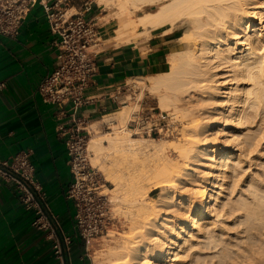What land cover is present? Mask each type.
I'll list each match as a JSON object with an SVG mask.
<instances>
[{
	"label": "bare ground",
	"instance_id": "obj_1",
	"mask_svg": "<svg viewBox=\"0 0 264 264\" xmlns=\"http://www.w3.org/2000/svg\"><path fill=\"white\" fill-rule=\"evenodd\" d=\"M96 3L102 8L104 7L103 10L116 7L115 18L119 20L120 27L116 30L117 36L114 39L128 41L130 33L135 32L138 34L151 32L170 34L176 29L185 31L183 36H180L186 38L185 41L183 40L186 46L185 52L174 51L168 58L170 69L161 75L149 77L153 80L150 86L151 91L164 90L158 95L159 105L162 109H172L175 114L184 111L182 101L187 97L185 91L180 87L174 88L175 81L179 79L180 73L182 75L183 70L185 72L183 74L204 71L203 73L210 76L209 79L214 76L211 80L214 84V96L217 97L214 115L217 117L215 122L220 126L213 130L212 127L209 128L206 125L204 126L206 129L201 133L206 118L200 117L202 123H199L195 117L192 122L190 121V126L193 125L189 126L175 141L178 158L184 162L181 163L185 166L182 167L178 160V162L172 160L167 154L169 147L166 144L170 140L156 142L152 138H133L132 130L127 125L134 112L130 105H124L122 109L114 111L112 115L104 116L111 124L119 123V128H114V132L107 135L91 137L88 145V149L90 148L95 154L93 158L95 161H92L94 166L101 160L108 162V164L103 163L104 165L101 163L100 166H102L105 180L115 187L111 190L115 194L112 200L115 199V202H119L122 199L132 208L129 211L131 218L129 231L121 234L120 245L107 249V264H178L176 261L179 260L180 252L185 246H193V240H197L198 235L203 233L206 227L214 230V222L206 221L213 217L214 212L219 213V194L224 184L216 185L213 180L222 172L234 168V166L232 167L234 162L238 164L243 162L241 153H235L228 146L231 140L236 142L235 132L227 136L224 129L232 123L233 113L238 111L241 114L246 105L257 110L264 109V26L255 23L261 14L258 9L264 11V0H96ZM152 6H157L154 12H147L145 15L139 16L137 20L131 18L133 12H142ZM138 27H142V30H137ZM239 31L244 34V39L237 42L244 45L245 49L240 56L237 55L239 57L235 55L237 59L234 60L238 62L232 66L236 68L235 72L237 71V77L235 73L234 76L243 81V88L229 84L227 88L229 99L225 102L218 98L223 94V85L220 80L215 78L217 76L215 72L219 67L214 65V61L217 59L225 60V62L228 59L229 63L230 60L232 61L233 58L224 56L221 47L225 42L228 43L231 37H236ZM186 34H191V36L193 34L192 40L187 38ZM228 48L227 50L231 53H238L236 47ZM200 73L202 74V72ZM237 93H240L239 98L236 97ZM236 98H238L242 109L239 108L233 110V113H229L226 124L221 129L223 126L221 121L227 114L226 105L230 100L236 101ZM91 127L90 125L92 132ZM218 136H224L222 143L225 146L220 157H218L220 155ZM106 142L108 145L105 144ZM246 142L251 151L256 152L258 142L255 141V138L247 136ZM240 145L238 151H242ZM135 162H142L146 164L145 166H149V173L146 172V174L150 175L152 172L150 179L154 185L153 190L160 189L158 195L150 196V201H143L144 196L148 195L150 190L146 189L143 182L141 183V179L140 181L134 179L136 182L139 181L138 183L128 182V172L133 171L135 173L133 176L138 172L139 167H129L130 163ZM191 163H198L199 168L209 169L207 181L183 178V172L193 169ZM143 170L144 168L140 173H143ZM148 177L150 176L145 175L147 180ZM133 178L131 179L133 180ZM145 178L143 177V179ZM182 183L190 184L186 190L182 187L185 192L183 191L179 195L176 191L177 189L181 190ZM212 203H214L213 206H211ZM180 207L185 210L187 216L178 218L179 220H171V216H177L181 212ZM161 210L163 211L162 216L159 213ZM263 215L264 202L257 204L252 216ZM260 223L261 229L264 230V222L261 220ZM174 245L176 246L174 247ZM225 252L230 253L229 248H226L220 255L229 261L241 257L237 253H233L235 256L232 257ZM101 259L97 255L94 257L93 264H102L104 260L101 261ZM245 260L247 261V259ZM248 260L252 261V264H258L251 257ZM262 262L264 264V259Z\"/></svg>",
	"mask_w": 264,
	"mask_h": 264
},
{
	"label": "crops",
	"instance_id": "obj_2",
	"mask_svg": "<svg viewBox=\"0 0 264 264\" xmlns=\"http://www.w3.org/2000/svg\"><path fill=\"white\" fill-rule=\"evenodd\" d=\"M84 2L73 0L70 11L81 10ZM86 17L96 20L103 39L105 25L98 23L95 9L86 13ZM171 34L160 32L144 40L121 44L112 39L92 47L91 51L98 53V73L86 95L95 96L96 100L81 109L80 117L90 124L117 111L120 101L114 96L129 80L161 75L167 67L169 70L168 58L174 53L168 40ZM56 38L40 5L29 13L16 40L0 35V81L5 82L0 91V160L21 150L32 151L35 178L47 192L48 206L64 231L71 234L75 208L65 193L73 183V175L68 167L65 140L56 130L59 123L56 108L43 103L37 92L41 81L53 70L58 53ZM32 220L33 213L20 204L14 183L3 182L0 264H60L46 233L33 228ZM73 252L79 264H89L82 241L72 243L71 264L75 259Z\"/></svg>",
	"mask_w": 264,
	"mask_h": 264
},
{
	"label": "rangeland",
	"instance_id": "obj_3",
	"mask_svg": "<svg viewBox=\"0 0 264 264\" xmlns=\"http://www.w3.org/2000/svg\"><path fill=\"white\" fill-rule=\"evenodd\" d=\"M84 1L90 2L92 7L95 9V14L98 15V20H97L98 23L100 25L103 24L105 25L103 27V30L105 29L103 34L106 33V36L103 37V39L101 38V43H108L113 40H116L117 44L129 43L131 41L144 40L152 34H160V32L159 33L151 32L148 34L147 33L138 34L135 32L138 35H136L135 33H130V37L128 38V41L126 39L124 40L114 39L115 36H117L116 30L120 27L119 20L115 18V12L117 11L116 7H111L107 10H103L104 7L102 8L101 6H98L94 2V0H84ZM155 9H157V6L149 7L148 9L142 12L141 11H137L135 13L133 12L131 18L132 19L135 18L137 20L139 16L145 15V13L150 11L154 12ZM258 10L261 11L260 12L261 14L255 23L256 25L261 24L262 26H264V11H262V9H258ZM75 11L76 9L70 11V13H74ZM137 30H142V27H138ZM184 32L185 31L182 29H176L171 35H169L168 40L171 42L173 51L185 52L184 50H186V46L183 42L186 40V38L180 37L183 36L182 34H184ZM240 32L241 31H239L240 35L237 34L236 37L234 36L231 37L230 41L228 43L225 42L223 44V47H221L224 56L233 58L232 61L230 60V63L228 59H226V62L225 60L222 59H221L222 61L220 60L221 62L219 61V59L214 61V65H216V67H219L215 72L217 74L215 78L220 80L223 85V89H222L223 94L218 98L223 99L225 102H227L229 99V95H228L229 93L227 89L229 84L237 88L240 87L241 89L243 88L242 86L243 81L241 79L236 78L237 71L235 72L236 68L232 66V64L238 62L235 61L234 59H237V57H239L242 54L241 52H243L245 49L244 45H241L237 42V41L241 42L244 39V34ZM185 36L187 38H191L192 40L194 35L192 34L191 36V34L190 35L186 34ZM235 41L237 44L235 43ZM233 43H235V45H233ZM233 46L236 47L237 52L239 54L231 53V51H228L229 50L228 47H231L230 49H232ZM227 51L228 53L230 52V54H228ZM263 52L261 54H263ZM261 54L259 56H261ZM235 55L236 56L239 55V56L235 57ZM263 61H264V57H263ZM167 70L168 67L166 68L165 71ZM183 72L182 75L181 73L179 74V79L175 81L174 88L180 87L185 91V95L187 97L185 100L182 101L184 111L175 114V112H173L172 109L170 110L162 109L159 105L158 95L161 94L164 90L160 89L155 92L151 91L150 86L153 82L151 78L129 80L127 86L123 88L120 104L118 107L119 108L118 110L122 109L124 105H130L133 108L134 111L133 115L130 117V121L127 124L130 130H132L131 134L133 135V138L135 139L152 138L156 142H163L170 140L169 142H167L168 145L166 144V146L169 147L167 154L172 160H175L176 162L179 161L180 162L179 164H181L182 167L185 165H183L184 162L180 160V158H178V152L175 149V144H176L175 141L182 136L183 132L187 130V128H189L191 124L190 121L192 122L193 118L195 117L197 118L199 123H202L200 117L204 116L206 118L205 123L203 122L201 133H203L204 130L206 129L204 128V126L206 125H208L209 128L212 127L213 130H216L220 126V124L215 122L217 117L216 115H214L215 114L214 109L216 107L215 102L217 99V97L215 98L214 96V91H213L214 84L211 82L214 76L213 78L211 77L209 79L208 77L210 76L208 74L203 73L204 71H198V72L193 71L191 72V74H187V73L183 74ZM200 72H202V74ZM234 73L236 77L234 76ZM205 76L207 79L205 78ZM239 95L240 93H237L236 97L239 98L240 97ZM238 98L235 99L236 101L230 100L231 102L229 101L228 104L226 105L227 114L226 117H224L221 121V123H223L221 129L224 128V125L226 124L227 121L226 118H228L229 113H233V110H238L239 108L240 110L242 109L241 108L242 106L238 101ZM225 102L223 103L225 104ZM161 112H163L166 117L165 122L171 126H174L175 132L171 133V131L170 132L163 131L160 134L157 133L155 135L149 136L147 134L137 132L138 130H135L134 125L131 123L132 120L136 119L137 114L144 116V119H146L147 117H150L152 115L153 117L157 118L159 117V113ZM113 113L114 112L112 111L111 114L109 115H112ZM231 121L232 123L227 125V127L224 129V132L225 134H227V136L228 135L230 136L232 132H235L237 136L236 138L237 140L236 142L231 140L228 146L235 153L237 152L241 153V157H242L241 159L243 162L241 164L234 162L232 164V167L234 166V168L222 172L221 174L218 175V177L215 180H213L214 184L216 185L218 183L224 184V187L222 190H220V194H219L220 197L219 213L214 212L213 217L211 219L208 218V220L206 221L208 223L214 222V230H210L208 227H206L204 232L198 235L199 238L197 240L196 239L193 240L192 242L193 246L192 245L185 246L180 252L179 260L176 261V263L178 264H246V263L252 264V261L248 260L249 257L253 258L254 262L258 264H263L262 261L264 259V230L261 229L262 225L260 222L261 220L264 222L263 220L264 215L260 217L258 216L253 217L252 214L253 212H255L257 208V204L260 203L263 204L264 202L263 199L264 198V109L257 110L254 107L246 105L244 111L241 114L238 113V111H236V113H233V116L231 117ZM90 125L92 126L91 137L95 135H103V134L107 135L111 132L113 133L114 128H119L120 126L119 123H113V124L109 123L106 117H100L99 119L92 121ZM115 125L116 127H114ZM135 132L137 133L134 134ZM247 136L254 137L255 141L258 142L256 152H252L251 148H249V146L247 145L248 144L246 142ZM218 137H219L218 149H220L219 150L220 155H218V157H220L222 155L221 152H223V150L225 149V146L222 143L224 136H218ZM105 144L108 145L107 142ZM239 145L242 148L241 149L242 151H238ZM89 152H91L89 157L90 163L93 167H95V169L99 173L101 191L109 199L110 209L114 217H116V219L111 223L110 227L107 230V233L102 235V237L96 239L95 244L89 250L88 253L89 256H87V259L89 264H93L94 257L98 255L100 256V259L102 258L101 261L104 260L102 261V264H107V257H108L107 249H110V247L112 248L115 245H120L119 243H121L120 241H122L121 234L129 231V227L131 223L129 211L132 208L130 205L126 204V202H124L122 199H120L119 202H115L116 201L115 199H114L115 201L112 200L115 194L112 193L111 190H113V188L115 187L111 183L105 180V177L103 175L104 173L103 169H101L102 166H100L101 163L108 164V162L107 161L104 162V160H101V162L98 161L100 164L98 163L96 166H94L92 163L95 161L93 160L95 154L94 152L91 151L90 148H89ZM133 164L134 166H132ZM142 164L144 166L141 167L140 165ZM145 165L146 164L142 162L130 163L129 164L130 168L139 167L138 172H136V175L138 177L135 178L134 176L136 175L133 176L134 173L133 171H129L127 175L129 176L128 182L129 181L133 182L134 179L140 181L141 179V183L143 182L142 184L145 185L146 189L150 190L149 194L145 195L143 199V201L145 200L147 202L151 200L150 196L158 195L160 189L153 190L154 185L153 182H151L152 180L150 179L152 177L151 174L152 172H150V175L146 174V172L149 173L148 172L149 166L148 165L145 166ZM191 166L193 169L189 172L186 171L183 172L184 174L183 178H186L188 180L200 179L201 182L207 181L209 169L205 167L199 168L198 163L197 164L191 163ZM141 168L142 169L144 168L145 170V173L143 170L144 174L140 173V171H142ZM145 175L150 176L148 177V180L147 178H145ZM130 176L131 178L134 177L133 180L130 178ZM143 177L145 179H143ZM189 184L190 183H182L180 185L182 191L177 189L176 191L177 194L179 195L182 194L181 192L186 190ZM182 187L184 188V190L182 189ZM213 205L214 203L211 204V206ZM180 210L181 212L179 211L180 212L179 214H183V215L178 214L179 216L178 215L171 216L170 217L171 220L175 221L178 218H185L187 216L185 210L182 209V207H180ZM159 213L162 216L163 211L161 210L159 211ZM248 217H249V222H248ZM158 219H160V217H158ZM170 224H172V222H170ZM175 246L176 245H174V247ZM226 248H229L230 250V253L225 252L229 256L232 255V257H234L235 254L237 253L241 257L236 260L229 261V259L224 258L223 255H220L222 252L226 250ZM233 253L235 254L233 255ZM73 256L75 258L73 264H79V261L76 259L74 252H73ZM242 258L244 260L247 259V261L246 260L242 261Z\"/></svg>",
	"mask_w": 264,
	"mask_h": 264
},
{
	"label": "built area",
	"instance_id": "obj_4",
	"mask_svg": "<svg viewBox=\"0 0 264 264\" xmlns=\"http://www.w3.org/2000/svg\"><path fill=\"white\" fill-rule=\"evenodd\" d=\"M73 0H0V35L16 40L29 13L40 5L45 13L51 33L56 36L58 50L51 73L46 75L37 92L43 103L54 106L59 121L56 130L65 140L68 167L73 183L65 193L74 203L71 234L64 231L58 217L50 210L47 192L35 178L32 151L21 150L7 159L0 160V186L13 182L22 207L33 213L32 227L46 233L52 243L55 258L60 264H71V247L74 240L82 241L85 254L96 239L107 233L116 219L110 209V201L101 191L99 173L90 163L88 149L91 129L88 121L80 117L84 106L95 103V96L86 95L98 73L97 52L102 29L95 19L86 13L93 10L85 1L81 10L70 13ZM127 86V84H126ZM5 82L0 81V91ZM123 89L114 98L120 101ZM67 119V120H65ZM163 112L159 117L137 114L132 120L135 130L149 136L167 131L175 132L174 126L165 122Z\"/></svg>",
	"mask_w": 264,
	"mask_h": 264
}]
</instances>
